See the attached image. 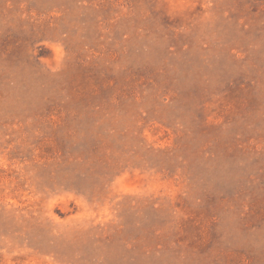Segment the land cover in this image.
<instances>
[{
    "label": "rangeland",
    "instance_id": "1",
    "mask_svg": "<svg viewBox=\"0 0 264 264\" xmlns=\"http://www.w3.org/2000/svg\"><path fill=\"white\" fill-rule=\"evenodd\" d=\"M0 264H264V0H0Z\"/></svg>",
    "mask_w": 264,
    "mask_h": 264
}]
</instances>
